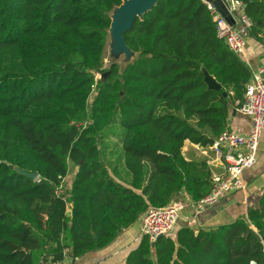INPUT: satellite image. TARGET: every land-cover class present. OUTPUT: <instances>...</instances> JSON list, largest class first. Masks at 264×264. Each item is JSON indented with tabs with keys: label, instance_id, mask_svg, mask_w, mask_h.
<instances>
[{
	"label": "trees",
	"instance_id": "obj_1",
	"mask_svg": "<svg viewBox=\"0 0 264 264\" xmlns=\"http://www.w3.org/2000/svg\"><path fill=\"white\" fill-rule=\"evenodd\" d=\"M240 1L251 37L263 41L264 0ZM122 5L0 0V264L82 257L109 246L149 208L211 189L207 161L184 148H208L228 130L250 71L218 39L200 0H159L124 33L136 58L97 81ZM204 71L220 91L209 89ZM116 124L127 186L100 148ZM248 219L256 231L238 218L198 234L182 228L154 246L143 236L125 264H264V196Z\"/></svg>",
	"mask_w": 264,
	"mask_h": 264
},
{
	"label": "built area",
	"instance_id": "obj_2",
	"mask_svg": "<svg viewBox=\"0 0 264 264\" xmlns=\"http://www.w3.org/2000/svg\"><path fill=\"white\" fill-rule=\"evenodd\" d=\"M200 1L211 16L218 39L234 55L244 58L248 39L251 36L252 21L245 13L243 3L240 0H221L233 18L234 24H230L215 8L214 0ZM101 76L96 73V80H102ZM236 109L239 114L251 118V133L244 136L228 129L214 140L210 146L214 157L207 160V165L209 168L220 167L222 173L212 175V185L208 194L199 200L187 201L182 191L179 197L167 206L149 208L141 216L142 237L146 236L151 244H155L161 237L173 234L186 209H191L197 216L217 205L228 194L245 189L243 174L256 166L260 141L264 132V67L253 73L245 84L243 99L237 103ZM33 180L41 181L38 175ZM63 194L64 189L60 188L57 195ZM247 222L255 231L251 221L247 220ZM262 243L264 246V238Z\"/></svg>",
	"mask_w": 264,
	"mask_h": 264
},
{
	"label": "crops",
	"instance_id": "obj_3",
	"mask_svg": "<svg viewBox=\"0 0 264 264\" xmlns=\"http://www.w3.org/2000/svg\"><path fill=\"white\" fill-rule=\"evenodd\" d=\"M252 76L259 68L264 67V40L260 41L251 36L248 39L246 56L240 58ZM251 78V77H250ZM237 101L231 108L228 119V129L232 132L247 136L252 131L250 117L237 112ZM186 157H202L206 161L212 158L210 147L187 143L184 148ZM212 175L222 173L220 167L210 168ZM245 189L225 196L217 205L210 207L199 215H194L191 209H186L181 215L176 231L171 234L175 238L182 228H190L196 234L200 231L209 232L234 223L238 218L249 220V212L259 209L264 196V132L260 141L258 162L256 166L243 174ZM187 201L193 198L183 191ZM142 217L135 224L123 230L116 240L104 249L90 252L79 258L66 256L63 262L56 264H125L128 254L137 248L142 239ZM256 231V229H255Z\"/></svg>",
	"mask_w": 264,
	"mask_h": 264
},
{
	"label": "rangeland",
	"instance_id": "obj_4",
	"mask_svg": "<svg viewBox=\"0 0 264 264\" xmlns=\"http://www.w3.org/2000/svg\"><path fill=\"white\" fill-rule=\"evenodd\" d=\"M124 0V4H125ZM123 4V5H124ZM123 9L119 8L112 13L113 25L109 31L108 41L104 52V59L102 68L99 74L104 80L111 67L117 65L120 70H123L129 63H131L136 55L133 54L123 43L122 29H123ZM114 135L101 143L100 148L103 153V161L108 167L111 175L120 183L127 186L131 180V174L127 170L123 162V145L124 131L120 124L113 126ZM214 157V153H212ZM71 173L75 172V168L71 165ZM71 178L69 179V181Z\"/></svg>",
	"mask_w": 264,
	"mask_h": 264
},
{
	"label": "water",
	"instance_id": "obj_5",
	"mask_svg": "<svg viewBox=\"0 0 264 264\" xmlns=\"http://www.w3.org/2000/svg\"><path fill=\"white\" fill-rule=\"evenodd\" d=\"M158 1L159 0H126L124 4V0H123L124 5H122L119 8L123 9L122 10L123 11L122 22H123L124 27L122 29L121 35H122V40L125 46L126 44L124 41V33L126 31H129L133 27L137 19H142L143 16L148 11H150L153 7H155ZM213 4L215 8L219 11V13L224 18H226L230 24H234L232 16L229 14L227 8L225 7V5L223 4L221 0H214ZM112 25H113V19H112L111 27ZM126 48L129 49L127 46ZM204 75H205V82L208 85L210 90L220 91L222 89L221 85L212 76H210L209 73L204 71ZM226 96L227 95L225 94V97ZM27 176L31 179H34L37 176V174H28Z\"/></svg>",
	"mask_w": 264,
	"mask_h": 264
}]
</instances>
